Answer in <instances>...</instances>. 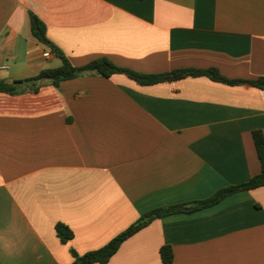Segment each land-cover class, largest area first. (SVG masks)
Instances as JSON below:
<instances>
[{"label": "crops", "instance_id": "0c3cea01", "mask_svg": "<svg viewBox=\"0 0 264 264\" xmlns=\"http://www.w3.org/2000/svg\"><path fill=\"white\" fill-rule=\"evenodd\" d=\"M30 12L75 66L106 57L146 74L264 76V0H0V80L62 64ZM255 130L264 89L207 76L88 74L0 93V264H73L72 249H98L154 208L248 181L261 172ZM59 222L74 232L67 243ZM164 246L171 264H264V186L156 219L107 264H164Z\"/></svg>", "mask_w": 264, "mask_h": 264}, {"label": "trees", "instance_id": "16d2710c", "mask_svg": "<svg viewBox=\"0 0 264 264\" xmlns=\"http://www.w3.org/2000/svg\"><path fill=\"white\" fill-rule=\"evenodd\" d=\"M30 19L33 36L40 43L44 44L58 57H60L62 60V64L59 67L43 69L37 75L23 79H17L13 82L0 80V93H8L14 95L28 91L38 92L41 85L44 83H50L54 86H59V84L63 81L88 74L101 75L104 77H110L114 74H125L140 85H153L163 82H173L184 79L186 77L207 76L214 81L230 85L249 83L254 87L264 89V76L256 80L228 79L223 76L221 72L215 67L206 69L179 68L165 73L146 74L134 71L132 69L120 67L106 57L94 59L82 66H75L64 55L60 48H58L48 38L45 22L32 12H30ZM253 138L258 157L261 162V172L259 174L253 176L248 181L220 188L213 195L206 199L154 208L144 213L135 223L129 226L126 230L116 235L104 246L95 250L87 251L84 254H79L77 251L72 249L71 253L74 257L73 264H107L127 239L141 231L156 219H162L175 214H192L194 212L213 207L222 202L227 197L232 196L236 193L249 191L254 188L264 186L263 131H253ZM55 229L58 237L63 243H67L74 237L73 230L64 223H57ZM160 253L161 259L164 264H171L173 262L174 254L171 246L162 247Z\"/></svg>", "mask_w": 264, "mask_h": 264}, {"label": "built area", "instance_id": "2783aa9c", "mask_svg": "<svg viewBox=\"0 0 264 264\" xmlns=\"http://www.w3.org/2000/svg\"><path fill=\"white\" fill-rule=\"evenodd\" d=\"M50 55V53H45V56H49Z\"/></svg>", "mask_w": 264, "mask_h": 264}, {"label": "water", "instance_id": "95a60500", "mask_svg": "<svg viewBox=\"0 0 264 264\" xmlns=\"http://www.w3.org/2000/svg\"><path fill=\"white\" fill-rule=\"evenodd\" d=\"M13 82V81H12Z\"/></svg>", "mask_w": 264, "mask_h": 264}]
</instances>
